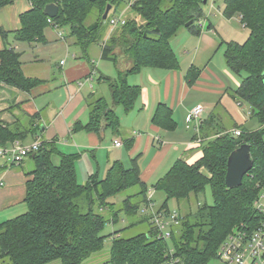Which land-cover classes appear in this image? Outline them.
I'll return each mask as SVG.
<instances>
[{
	"label": "trees",
	"instance_id": "1",
	"mask_svg": "<svg viewBox=\"0 0 264 264\" xmlns=\"http://www.w3.org/2000/svg\"><path fill=\"white\" fill-rule=\"evenodd\" d=\"M29 1L31 8L19 16L18 30L7 31L0 26L3 42L0 92L8 86L28 93L47 82L25 75L22 53L16 45L45 44L49 27L68 29L70 37L87 56L92 45H100L102 60L118 68L117 78L100 75L98 79L108 86L111 101L103 97L95 99L90 94L86 98L89 121L76 122L72 134L99 133L103 128L118 134L120 119L116 109L133 111L141 94L139 86L129 84V77L144 68L179 70L171 41L184 28L199 34L197 24L204 17L205 6L204 0H135L126 23L112 30L109 17L121 14L128 0ZM223 1V16L240 18L248 32L243 43L229 41L221 45L225 46L227 68L241 79L240 86L227 94L236 103L249 107L250 121L246 125L238 124L230 117L232 131L225 127L217 111L210 114L200 127L201 157L192 164L178 159L151 187L141 178L140 155L132 159L130 168L115 161L105 178L92 174L85 184H80L75 164L81 155L60 152L58 140H41L38 150L27 157L33 164V170L27 174L31 176L26 183L24 200L27 212L0 224L1 259H6L7 264L55 261L84 264L104 250L107 236L102 232L107 224H117L123 213L130 220L127 227H133L138 223L136 217L140 210L154 205L148 195L150 189L164 194L159 210L166 213L172 212L168 207L170 200H186L189 204L193 196L205 192L207 187L214 201L213 205L199 206L185 215L176 211L182 218L169 239L160 237L148 211L149 216L139 217L142 219L139 223H148L147 232L129 238L118 232L111 235L110 264H208L218 259L219 248L231 234L242 227L250 231L257 229L264 220V215L255 208L256 200L264 192V0ZM12 3L13 0H0V11ZM49 4L58 6V14L52 19L44 12ZM109 5L111 11L104 20ZM91 18L92 22L87 24ZM191 21L194 23L186 27ZM120 56L128 59L130 68L119 69ZM202 72V68L190 67L185 75L189 87L197 83ZM44 117L42 111L25 114L13 124L0 118V148L15 142L28 145L29 140L37 139L43 133ZM251 119L258 123V129H252ZM152 124L168 132L177 129L172 109L166 104L157 106ZM234 130H240L241 134L237 136ZM132 144L133 139L125 140L126 148L130 149ZM244 144L250 145L253 169L244 176L240 187L228 188V158ZM56 154L60 157L58 165L52 161ZM131 189L136 191L128 194ZM102 210H108L110 218Z\"/></svg>",
	"mask_w": 264,
	"mask_h": 264
},
{
	"label": "crops",
	"instance_id": "2",
	"mask_svg": "<svg viewBox=\"0 0 264 264\" xmlns=\"http://www.w3.org/2000/svg\"><path fill=\"white\" fill-rule=\"evenodd\" d=\"M215 4L213 7L210 4L206 5L209 6L210 10H213ZM30 8L31 4L29 0H13L11 5L0 11V26L7 31L18 30L20 27L19 16ZM128 10L126 5L121 13H124L126 16ZM232 19H237L241 22L238 17L227 19L222 13L221 20L216 24L210 19L203 17L197 24L199 34L186 28L180 30L171 41L172 48L180 63L179 70L167 71L144 68L139 74L129 77L128 82L134 77L135 84L133 85L141 88L140 97L134 107V110L137 109V114L131 123H125L124 120L119 118L120 132L118 134L113 132V137H110L112 142L110 144L105 145L103 143L109 139L110 132L108 128H103L99 133H87L86 131H79V134L76 135L75 133H71L72 126L76 122H81L82 124L86 122L83 120L84 116L89 112L86 98L90 94L96 95V93H84L86 87L90 91L94 90L93 83H90V80L93 82V76L96 75L94 67L92 65L84 66V64H78L69 69H64L63 67L67 65V62L61 60L59 67L62 68L61 76L58 77L46 59L42 60L40 56L31 55L32 50L43 52L48 47L51 49V54L53 55L59 49H62L61 42L70 45L71 42L69 43V41H71L72 37L70 38V36H66L63 33L60 34L59 29L52 27L46 30L47 42L45 44L25 45V43H19L16 45L17 50L22 53L23 67L24 64L26 65L23 61L25 55L32 56L30 59L31 65L36 66V69L29 71L30 73H26L23 68L25 75L40 78L47 82L28 93L13 87L4 86L0 92V118L5 123L13 124L17 121L18 117L25 114L35 115L42 111V114L48 120L43 121V133L37 139H31L26 144H30L35 140L40 142L41 140H62L61 138L70 136L74 143L70 146H73L77 153L83 154L91 150L96 155L97 151H107V162L109 163L107 171L112 163L110 155L113 154V158H117V156H114V151L125 147L126 139L121 137V131L126 129L128 133L127 139H133L129 153L135 157L140 155L139 165L142 158L147 155V152L151 148L156 149L153 153V158L147 163L145 168L143 169L140 166L142 180L151 187L153 184H149L153 180V177L166 162L170 152L173 149L177 151V146L183 148L178 159L183 158L192 164L201 157L200 147L194 144L190 145L193 134L186 135L185 131L180 130L178 123L179 118L182 117V123L184 124L186 116L196 106L202 105L204 107L205 111L202 121L207 119L210 114L221 111L223 116H228L229 118H239L241 115L242 119L236 118L238 121L235 122L238 124H243L244 121L246 124L248 123L246 115H249V107L245 104L236 103L227 94V92L235 90L240 86L241 79L234 76L227 68L226 63H223V60V67L215 64V59L219 56L220 51H225V46H222L221 43L234 41L230 30ZM243 28L246 30L244 26ZM39 45L44 47L43 50H41L42 48ZM74 45L76 44L74 43ZM2 47L3 42L1 40L0 48ZM224 51L221 56L222 59H224ZM48 54L52 57L50 53ZM101 54L100 51L98 57L102 60ZM73 58L77 59V56L73 54ZM42 64H47V66L39 69L38 66ZM191 66H196L203 70L199 80L193 87H189L185 80V75ZM33 74H42L43 78L36 77ZM82 78H85V82L82 81ZM61 87L64 93L63 95H57ZM59 96H65V101L57 109L55 106L57 102L55 100L60 99ZM159 104H166L172 109L173 118L177 123V129L174 132L162 130L152 124L153 115ZM235 106L240 111H237ZM244 109H247V114H245ZM238 112H240V115ZM140 130H144L145 132ZM230 130L233 131V129ZM101 134L102 139L99 141L98 136ZM115 140L121 141L123 146L116 147L114 145ZM52 161L55 165H58L60 157L59 163L56 164L54 160ZM89 166L91 168L88 169L90 176L94 166L91 164ZM32 170L33 164L30 160L28 162L27 158L19 165H13L7 158H0V224L15 218L16 214L20 211V207L25 204L26 183L31 179V176L27 174ZM150 191H153L151 198L155 206L154 196L157 192L152 189Z\"/></svg>",
	"mask_w": 264,
	"mask_h": 264
},
{
	"label": "rangeland",
	"instance_id": "3",
	"mask_svg": "<svg viewBox=\"0 0 264 264\" xmlns=\"http://www.w3.org/2000/svg\"><path fill=\"white\" fill-rule=\"evenodd\" d=\"M223 7H224V1L223 0H216L215 8L213 10H210L209 6H207V5L203 6L204 17L210 19L213 23L216 24L222 18V13L224 12ZM112 13H113V11L111 12V14ZM127 14H128V12H127ZM128 15L126 16V18L128 17ZM138 21L142 22L140 18H138ZM91 22H92V18L88 20L87 24H90ZM230 30L232 33L231 36L233 37V40L236 42L243 43L248 36L247 30H245L243 28L241 22L238 21L237 19L231 20ZM59 33L60 34L63 33L66 36H70V32L68 29H60ZM69 43H70V45H66V43L61 42L60 44H61L63 50L59 49V51H57L53 55L51 54V49L49 47L47 48V50H44L43 52L37 51V50H32L31 55L32 56H34V55L40 56L42 60L46 59L47 63L50 64L51 68L53 69V71L56 73V75L58 77L61 76V69L62 68H59L61 60L67 62V65L65 67H63L64 69H69V68H71L75 65H78V64H84V66L92 65V67H94L95 72H96L95 73L96 75L94 74L95 76H93L94 78L92 77L94 79L93 82H92V80H90V83H93L94 90L90 91L88 89V87H86V90L84 91V93L85 94L96 93V95H94L95 99L103 97L108 102H110L111 101V94H110V90H109L108 86L104 83H99L98 79H99L100 75H105V76L111 77L113 79L117 78L118 68L112 62L103 61L98 57V55L101 51L100 45H98V44L92 45L88 49V53H87L88 56H87L83 50H81L79 47L74 45L75 39L71 38V41H69ZM0 45H1V40H0ZM25 45H27V44H25ZM39 47L42 48L41 50H43V48H44V47H42V45H39ZM67 51H68V53H67ZM223 51L224 50H221L219 56L215 59L216 60L215 64L217 66L221 65L223 67V65L225 64L224 59H222V57H221L223 55ZM48 53H50L52 55V57L49 56ZM73 54L77 56V59L73 58ZM32 56L25 55L23 57V61H24V63H26V65L24 64L23 68H24L26 73H30L29 72L30 70L36 69V66H32L31 62H30V59L32 58ZM49 57H51V58H49ZM49 59H51V60H49ZM222 60H223L224 64L222 63ZM119 62H120L119 69L126 70V69L131 67V63L128 61L127 58H125L123 56L119 57ZM46 66H47V64H42V65L38 66V68L42 69ZM33 75L36 77L43 78L42 74H33ZM234 76H236V75H234ZM236 77L239 79L238 76H236ZM84 80H85V78H82L83 82H85ZM129 82H130V85L135 84L134 77H132ZM63 93H64V91L61 87L58 90L57 95H59V94L63 95ZM59 98L60 99L55 100L57 102L55 105L57 107V109H59L60 106L62 105V103L65 101V96H59ZM211 98H215V97H211ZM211 98H209V99H211ZM215 104H216V101H215ZM237 108L238 107L235 106L236 110H237ZM244 112H245V114H247L248 113L247 109L246 110L244 109ZM116 113L120 119L124 120L125 123H127V122L131 123L134 120V118L136 117L137 109H135L132 113L128 114L124 111V109L122 107H118L116 109ZM217 114L222 117V121L228 130H230L234 127L233 122H232L233 120L238 121L237 119H239V118L242 119L240 112H238V114L240 115L239 118H237V117H236L237 119L232 118L233 120L229 117L223 116L221 111H217ZM246 117H247L246 120L248 119V121H250V115H246ZM44 119H45V121H48L46 117H44ZM88 119H89V112L84 116L83 120L86 121L85 123H87ZM27 121H28V119H27V117H25L24 122H27ZM178 123L180 125V130L183 132L185 131L186 135L187 134H189V135L194 134L192 130L189 131V130L185 129V122H184V124L182 123V117L179 118ZM243 124L246 125L245 121ZM251 126H252V129H256V128L258 129L259 128L258 123L253 119H251ZM140 131L145 132L144 130H140ZM109 132H110L109 133V139H107L103 142V143H105V145L112 143L111 138L113 137L114 133L110 129H109ZM76 134H79V132H76L75 135ZM121 137H123L124 139L128 138V133H127L126 129H124V131H121ZM61 139L62 140L59 139L58 143H57V148L60 152L66 153V154H76L77 153L76 149L73 148V146H70V145L74 144L72 142V139L70 138V136H68L67 138H61ZM101 139H102V134L100 136H98V140L101 141ZM33 142H31V143H33ZM177 148H178L177 151L175 149H173L170 152V154L168 155V159L163 164V166L158 170V172L155 174V176L153 177V180L150 182L149 185L155 184L160 178H162L171 169V167L173 166L175 161H177V159L180 157V155L183 151V148L181 146H177ZM155 150H156L155 148L154 149L151 148L150 151L147 152V155L144 158H142V160L140 162V166H142L143 169L145 168L147 163L153 158V153L155 152ZM106 153H107V151H97L96 155H95V154H93V152L91 150H88L86 153H83V154L77 153V154L81 155L75 164L76 172H77V178H78V182L80 184H85L89 178V174H88L89 173L88 169L90 168L89 164L94 166V169H93L91 175L92 174H98L100 178H103L106 176L107 167L109 165V163L107 162L108 159H107ZM114 153H115L114 156H117V158H113V154L110 155V159H112V163L115 161H121L127 168L131 167V161L133 158H135V156L130 155L128 148L122 147L121 149L115 150ZM0 158H4V157H2L0 155ZM27 160L29 162L28 158H27ZM52 160H54V162L56 164L59 163L58 155L57 154L53 155ZM135 191H136V189H131L128 192V194L134 193ZM154 201H155V209L157 208L159 210L161 208L163 202H164V194L162 192H157L156 195L154 196ZM213 201L214 200H213L211 189L209 187H207L205 192L199 194L197 197L193 196L189 204L186 200H181L179 202H177L176 200H170L168 203V207L171 211H179L185 215V214H188L189 211H195L199 206L213 205ZM26 212H27V205L23 204L20 207V211L18 212V214H16L15 217L23 215ZM100 212H102L107 218H110L108 210H102ZM149 214L150 213L148 211L141 209L138 216L142 218V216L143 217L149 216ZM139 217H136V219L138 218V223L136 225H134L133 227H127L130 223V220H128L126 218L125 214H123V213L120 214V219H119V222L117 224H115V225L107 224L105 229L102 232V235L107 236L106 241H105L104 250L101 253L95 254L92 258H90L84 264H110L109 263L110 262V248H111V244H112V236L111 235L118 232L123 237L129 238V237H132V236H135V235H138V234H141V233L148 231V223H146V222L139 223V221L142 220V219H139ZM0 256H1V252H0ZM0 264H7V260L1 259V257H0ZM49 264H61V263H60V261H55V262H52ZM208 264H222V263L218 259H213Z\"/></svg>",
	"mask_w": 264,
	"mask_h": 264
},
{
	"label": "built area",
	"instance_id": "4",
	"mask_svg": "<svg viewBox=\"0 0 264 264\" xmlns=\"http://www.w3.org/2000/svg\"><path fill=\"white\" fill-rule=\"evenodd\" d=\"M135 0H128L127 8L130 9ZM207 4L214 6L215 0H207ZM126 23V16L124 13L118 16H110L109 24L112 30L120 25ZM204 107L198 105L193 108L185 118V126L187 130L193 131V137L190 145H200L202 139L200 137V127L204 114ZM234 133L239 136L240 130H234ZM116 147H122L123 143L115 140ZM40 147V141H34L28 145H22L19 142L13 143L10 147L0 148V155L9 159L12 163L20 164L26 159L30 153L37 151ZM151 198L152 191L148 193ZM149 207V208H148ZM145 208L146 211L151 212L152 222L159 231L160 237L169 239L171 231L181 222V216L178 212L172 211L166 213L163 210L154 208V205H149ZM255 208L264 215V192L255 202ZM218 260L222 264H264V220L260 223L257 229L250 231L245 227L240 228L231 234L225 242L221 245L217 253ZM167 264H176L170 262Z\"/></svg>",
	"mask_w": 264,
	"mask_h": 264
},
{
	"label": "water",
	"instance_id": "5",
	"mask_svg": "<svg viewBox=\"0 0 264 264\" xmlns=\"http://www.w3.org/2000/svg\"><path fill=\"white\" fill-rule=\"evenodd\" d=\"M207 4V0H204V5ZM111 11V5H109L103 16L104 20H107ZM45 14L49 18H54L58 14V6L55 4H49L45 7ZM194 21L189 22L186 27L192 25ZM254 166V161L251 155L250 145L244 144L241 147L234 150L228 158V168L226 174V185L228 188L240 187L243 183V178L247 175Z\"/></svg>",
	"mask_w": 264,
	"mask_h": 264
}]
</instances>
